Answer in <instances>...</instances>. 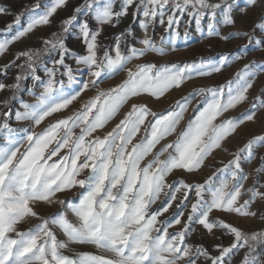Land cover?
<instances>
[{
	"label": "snow or ice",
	"instance_id": "obj_1",
	"mask_svg": "<svg viewBox=\"0 0 264 264\" xmlns=\"http://www.w3.org/2000/svg\"><path fill=\"white\" fill-rule=\"evenodd\" d=\"M68 3L35 0L16 14L0 6V16L13 15L0 29V56L39 27L50 25ZM258 6L264 11V0H247L239 11L247 15ZM234 7L231 0H119L118 6L117 0H82L60 21L59 31L40 37L38 47L21 50L0 65V75L19 69L13 83L0 81V93H8L0 98V264H199L202 258L203 264H230L241 250L239 264H264V256L256 254L257 247L264 246V229L245 232L224 219L256 218L253 206H264V154L258 155L264 149V134L229 153L232 158L219 161L223 166L211 175L196 179L209 160L227 151L225 144L242 125L264 112L262 87L246 112L227 115L249 102L264 64L251 61L223 83L194 87L163 112L149 106L189 81L226 72L245 58L250 45L264 51V15L247 30H218V17L224 26L235 27ZM25 12L27 21L21 26ZM129 16L143 31L141 47L128 41L134 35L131 24L112 44L99 39L104 26L117 28ZM185 17L197 31L207 20V38L247 42L239 52L129 67L149 55L163 58L178 51L179 32L174 29ZM157 24L169 33L168 41L163 35L155 39ZM73 30L83 54L67 46L66 36ZM45 56L52 57L51 66L43 61ZM68 57L75 68L66 62ZM84 72L88 79L81 81L78 76ZM121 73L125 78L119 84L101 88ZM29 78L32 86L27 92L34 103L19 95ZM93 89L95 95L82 100L70 115L36 131ZM141 97L148 101L130 103ZM126 105L123 118L97 135ZM190 109L192 114L177 133ZM13 119L23 126H14ZM172 136L175 139L162 143ZM257 160V167L246 173L243 165ZM249 179L252 183L245 187ZM44 207L57 210L45 213L40 210ZM32 220L37 223L21 227ZM198 226L210 235H228L230 243L216 244L211 251L189 243ZM72 245H90L96 252L76 251Z\"/></svg>",
	"mask_w": 264,
	"mask_h": 264
},
{
	"label": "rangeland",
	"instance_id": "obj_2",
	"mask_svg": "<svg viewBox=\"0 0 264 264\" xmlns=\"http://www.w3.org/2000/svg\"><path fill=\"white\" fill-rule=\"evenodd\" d=\"M81 2L82 0H69V3L65 8L59 9L57 11L55 16L52 18V23L50 25L39 27L33 33L29 34L28 36L22 38V40L11 45L5 58H9L10 60H12L15 54L19 51L26 50L29 47H38L40 45V37H48L50 36L51 32L59 31L60 21L64 18H67V16L71 14L73 7ZM118 2L119 0H117V6H118ZM231 2H233L235 5L233 12V16L235 19V27L224 26L222 24V17H218L217 28L223 34H228L230 32H235L239 30L250 29L253 22L258 20V18L261 15H264V11H262L261 7L259 6L255 9L250 10L247 15L242 14L239 11V9L246 6L247 0H231ZM17 3H20L19 8L15 7ZM33 3H35V0H0V6H6L9 9V11L13 14L24 11L26 6H30ZM12 19H13V15L0 16V29H3L7 23H10L12 21ZM80 19H84V17L81 16ZM88 19H89L90 27L95 28L96 27L95 21L92 20L90 17ZM187 19H188L187 17L183 18L178 28L174 29V31L179 32V37L175 40V46L177 47L178 51L169 52V55L163 58L149 55L145 57L144 60L134 61L132 65H129V67H133L136 63H143L145 61H154L158 64L171 63V62H185V61H192L200 57L216 56L217 53H221V52H239L242 46L247 42L244 39H231L230 41L225 42L222 40H217L215 38H211V39L207 38L206 37L207 20L202 22L201 30L197 31L195 23L194 22L186 23ZM26 21H27V12H25L24 17L22 18L21 26H24ZM130 24L132 26L134 35L128 37V41L129 43H135L136 47H141L138 41L143 38V31L139 28V24L137 22H133L131 16L122 18L120 25L117 28H112L111 26H104V31L99 39L103 41V43L105 44H112L114 42L113 38L115 37V35L118 32H120L124 27ZM15 30L16 29L14 28L12 32L7 33V36L10 38L11 35L15 33ZM185 31H187L188 33L187 37H185L184 35ZM161 35L165 37L166 41L170 39L169 33L165 32L164 29L161 28L159 24H157L155 26V39L158 41ZM2 38H4V35H0V39ZM66 43L67 46L71 48L73 51L77 52L78 54H83L84 51L83 45L75 38V30L67 34ZM51 58L52 57L50 56H45V62H48L49 66H51ZM251 61H256L257 64H264V51H259L250 45L247 49L245 58L235 62L233 65H231L228 68L226 72H223L221 74H216L211 78H197L194 79L193 81H189L181 89L173 90L172 92L167 94L166 97L162 98L160 101L149 103V106L152 108L153 111L163 112L176 100H179L182 96L191 92L194 87H197L202 84L218 85L220 83H223L227 79H230L231 76L236 71H238L240 68L244 66V64L250 63ZM22 62L23 61H18V63H22ZM66 62L72 65L73 68L76 67L71 57L66 58ZM3 64H4L3 61H1L0 65ZM18 71L19 69L15 67L10 68L7 72V75L1 76L0 81L6 84L13 83L14 78L18 73ZM39 74L43 77L42 71L39 72ZM124 78H125V74L121 73L120 75L116 76L114 79L102 84L101 88L107 89L110 87H114L115 85L119 84ZM78 79L81 81L87 80L88 79L87 73L84 72L80 74L78 76ZM24 82H25V86L23 88L24 90L21 91L19 95L22 96L26 102L34 103L35 102L34 99L31 96H29L27 92V88L32 86V81L29 78ZM74 87H78V86H74ZM262 87H264V73L260 75L255 87L252 90H250L249 102H246L238 106L236 109L231 110L227 115L231 117H239L242 113L246 112L250 107V102L260 92ZM36 91L38 93L39 89H36ZM95 91L96 90L93 89L91 91L85 92L81 97V100L74 102V104L70 106V108L67 111L49 117L43 124L40 125L39 128L36 129V131H41L44 127H46L49 123L54 122L56 119L70 115L73 111L79 108L82 100H86L91 96L95 95ZM7 95H8L7 92L0 93V98H3L4 96ZM147 101H148L147 97H141V98H134L132 101H130V103H143ZM16 107H18V105L14 104L13 108ZM192 107L195 108L196 104L193 103ZM128 110H129V106L126 105L121 110V113L113 121H111L103 130L99 131L96 134L103 135L104 133L110 131L112 127H114L115 124L121 118H123L124 113L127 112ZM191 114L192 113L190 109L189 113L185 117V121H183L179 126L177 133L180 131V129H182L185 126V124L187 123V118ZM13 124L16 127L23 126V125H16L14 119H13ZM262 134H264V112H261L257 115L255 122H246L244 125H242L240 129L225 144V148L227 149V151L218 152L214 160H209L208 161L209 167H206L196 177V179L202 180L203 178H206V176L211 175V172L215 168H220L223 166L222 164L219 163V161L222 160L224 163H227L228 160L232 158V156L229 153L236 152L239 148L243 147V145L249 139H251L254 136L262 135ZM138 139L139 137H137V140ZM173 139H175V136L169 137L168 140L162 143L170 142ZM259 154H264V149H261L258 155ZM259 162L260 161L257 160L252 162L251 164L245 163L243 165L244 171L246 173H251L257 167ZM177 175L179 176L182 174L177 173ZM251 183L252 180L249 179L245 187H249ZM57 207H53L51 209L44 207L40 210L45 213H49L56 211ZM253 210H256L258 212V216L256 218H243V217L238 218L235 216H227L224 217V219L233 223L235 226L241 228L245 232H252V231L264 229V206L258 203L253 206ZM35 223H37V221L32 220L30 221L29 225H22L21 227L27 228L31 226V224H35ZM217 237H219V239H217ZM60 238L63 239L62 236ZM230 240L231 238L228 235H221L220 231H215V235H210L207 234L206 232H203L202 230H199V226H198V230L195 234L190 233L188 242L192 244L203 245L205 248H208L211 251L214 245L222 243L223 245L227 246L230 243ZM72 247L76 251L93 252V253L96 252V249L90 245H72ZM212 254L216 255L217 253L215 251H212ZM256 254L260 256H264V246L262 250H260L259 252L256 251ZM242 256H243V250L236 252L235 255L231 257L230 264H239V261L241 260ZM199 264H203V258L201 259Z\"/></svg>",
	"mask_w": 264,
	"mask_h": 264
},
{
	"label": "bare ground",
	"instance_id": "obj_3",
	"mask_svg": "<svg viewBox=\"0 0 264 264\" xmlns=\"http://www.w3.org/2000/svg\"><path fill=\"white\" fill-rule=\"evenodd\" d=\"M22 2H23V1H22ZM15 7H16V8H19V7H20V3H17ZM16 10H17V9H16ZM6 54H7V53H5L4 55L0 56V62L3 61L4 64H5V63H8V62L11 61L9 58H5ZM1 76H2V75H0V79H1Z\"/></svg>",
	"mask_w": 264,
	"mask_h": 264
},
{
	"label": "trees",
	"instance_id": "obj_4",
	"mask_svg": "<svg viewBox=\"0 0 264 264\" xmlns=\"http://www.w3.org/2000/svg\"><path fill=\"white\" fill-rule=\"evenodd\" d=\"M46 0H41V2L43 3V2H45ZM43 61H45V57H43ZM24 86H25V82L23 81L22 82V88H24ZM21 93V92H20ZM19 93V94H20ZM262 248H263V246H258L257 247V252H259L260 250H262Z\"/></svg>",
	"mask_w": 264,
	"mask_h": 264
}]
</instances>
